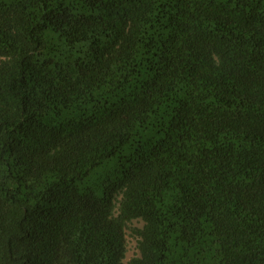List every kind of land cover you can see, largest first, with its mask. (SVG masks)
Instances as JSON below:
<instances>
[{"label":"trees","instance_id":"1","mask_svg":"<svg viewBox=\"0 0 264 264\" xmlns=\"http://www.w3.org/2000/svg\"><path fill=\"white\" fill-rule=\"evenodd\" d=\"M0 264H264V0H0Z\"/></svg>","mask_w":264,"mask_h":264},{"label":"rangeland","instance_id":"2","mask_svg":"<svg viewBox=\"0 0 264 264\" xmlns=\"http://www.w3.org/2000/svg\"><path fill=\"white\" fill-rule=\"evenodd\" d=\"M132 223H133V224H136V225L138 224L137 221H133ZM128 240H129V242H128V248H127V252H126L125 261H126L130 256L136 254V252H137V251H136V247H135V240H134V238L128 236Z\"/></svg>","mask_w":264,"mask_h":264}]
</instances>
